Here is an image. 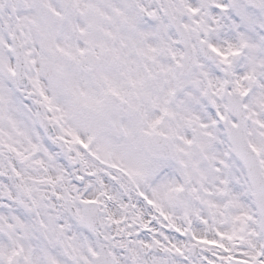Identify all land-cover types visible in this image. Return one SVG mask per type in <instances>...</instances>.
Returning <instances> with one entry per match:
<instances>
[{
	"label": "snow or ice",
	"instance_id": "1",
	"mask_svg": "<svg viewBox=\"0 0 264 264\" xmlns=\"http://www.w3.org/2000/svg\"><path fill=\"white\" fill-rule=\"evenodd\" d=\"M0 264H264V0H0Z\"/></svg>",
	"mask_w": 264,
	"mask_h": 264
}]
</instances>
